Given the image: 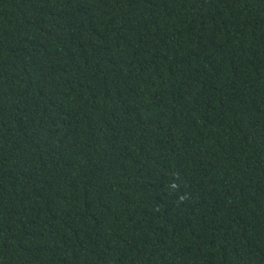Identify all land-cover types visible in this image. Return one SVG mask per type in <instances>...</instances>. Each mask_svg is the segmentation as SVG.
Returning a JSON list of instances; mask_svg holds the SVG:
<instances>
[{
	"label": "trees",
	"instance_id": "1",
	"mask_svg": "<svg viewBox=\"0 0 264 264\" xmlns=\"http://www.w3.org/2000/svg\"><path fill=\"white\" fill-rule=\"evenodd\" d=\"M0 264H264V0H0Z\"/></svg>",
	"mask_w": 264,
	"mask_h": 264
}]
</instances>
